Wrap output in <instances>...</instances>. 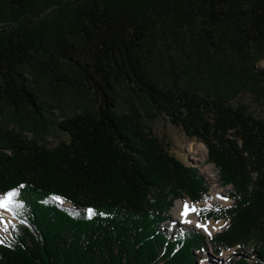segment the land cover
I'll return each mask as SVG.
<instances>
[{
  "label": "trees",
  "instance_id": "trees-1",
  "mask_svg": "<svg viewBox=\"0 0 264 264\" xmlns=\"http://www.w3.org/2000/svg\"><path fill=\"white\" fill-rule=\"evenodd\" d=\"M260 57L264 0H0V115L69 137L49 147L0 123V193L20 205L0 264H194L209 244L264 241V119L231 103L249 78L264 83ZM79 92L92 104L50 117ZM150 111L203 142L232 185V206L196 211L229 220L222 231L158 229L177 199L213 197L152 134Z\"/></svg>",
  "mask_w": 264,
  "mask_h": 264
},
{
  "label": "rangeland",
  "instance_id": "rangeland-1",
  "mask_svg": "<svg viewBox=\"0 0 264 264\" xmlns=\"http://www.w3.org/2000/svg\"><path fill=\"white\" fill-rule=\"evenodd\" d=\"M37 20H34L32 24H36ZM8 24L5 26L6 29L10 28V25L13 23L7 21ZM30 29V28H28ZM255 70L264 68V57H260L256 63L254 64ZM123 96V91L120 92V98ZM231 103L233 106L238 107L242 106L246 109V111L252 114L256 118L264 119V83L260 81L259 78L251 77L248 79L245 86H243L240 91L231 97ZM93 99L88 96L85 92H79L78 94H70L65 100L61 102H56L53 104L54 109L52 115L50 116L52 119H62L66 116H71L77 112H79L82 106L86 105L87 103L92 104ZM46 121L42 124L37 122L35 118L29 112H24L23 117L17 120H12L9 114V106L3 110L0 115V123L2 124H13L14 127L20 131L21 129L24 131L23 135L28 137V139L37 138L41 140V143L49 146L54 147L56 146L61 140L69 141V137L66 132L52 126L49 122L48 118H45ZM145 124L151 129L152 134L156 136L159 141L166 147L168 152L173 155L178 160L182 161L186 165L195 167L198 172L206 179L210 194L212 195L213 199L220 205L224 207H230L232 205V200L229 198V192L232 189V185L224 186L221 183L219 177V170L215 166L213 162L209 161V153L206 145L199 141L196 138L189 137L185 131L174 124H172L168 119H166L162 115L154 114V111H150L148 114L145 115ZM31 123H35L37 129H33ZM44 125V129H39L38 126ZM191 142H198L203 144L206 149V156L207 159L204 161H199L195 159L193 153H191L188 145ZM199 157V156H198ZM211 165L213 170L210 175H207L203 171L204 165ZM213 184H216L221 189V195L216 196L213 193ZM0 196L6 198L7 195L0 193ZM190 199L183 201L182 199H177L170 211L167 213V218L164 222L159 223L158 229L164 232L167 236L172 237L175 239L178 233L188 229V228H198L196 226H185L181 225V218L178 213L180 210L179 208L182 206V203L190 202ZM193 202V201H191ZM213 200H205L203 202H194L199 206H206L208 208L212 207ZM179 204V205H178ZM181 205V206H180ZM197 207V208H198ZM1 218H6V215L0 216ZM15 217V215H14ZM13 217V218H14ZM197 217V216H196ZM179 218V219H178ZM198 219V218H197ZM17 218L15 217L12 219L10 226L0 232V242L3 238H11V234L9 232L11 225L16 222ZM200 221V220H199ZM222 222V225L213 233L219 232L225 226L226 222L224 220L215 221L211 220L209 222ZM204 222V221H202ZM206 222V223H209ZM175 224V225H174ZM205 234H211L204 232L201 228H199ZM264 249V241L253 239L246 243L244 246L240 247L237 246L235 248L225 250L220 254L212 253L213 250H210V244L208 249L205 250H194L195 258L194 264H235V261L238 259H245L247 264H264L261 259V255L259 251ZM211 251V252H210ZM231 252V253H230ZM212 253V254H210ZM260 255V256H259Z\"/></svg>",
  "mask_w": 264,
  "mask_h": 264
},
{
  "label": "bare ground",
  "instance_id": "bare-ground-1",
  "mask_svg": "<svg viewBox=\"0 0 264 264\" xmlns=\"http://www.w3.org/2000/svg\"><path fill=\"white\" fill-rule=\"evenodd\" d=\"M188 147H189L191 153H193V155H194L193 157L195 159H197L199 161H204L207 159V157H205L207 149L203 144H200L198 142H191L188 145ZM212 170H213V168L211 165L207 164V165H204V167H203V171L207 175H210L212 173ZM212 188H213V193L216 196L223 197L221 195V189L219 188L218 185L213 184ZM3 199H5V198L0 196V200H3ZM185 205H188L189 209H191L193 207L195 209H197V207H198V204L191 202V201L188 203H186V202L182 203V206L180 205L181 207L179 208L180 210L178 211V213H179L180 218H181V222H180L181 225L196 226L198 228H201L206 233L214 232L222 225V222L212 221V222L206 223L205 221L204 222L199 221V219H197L196 214H195L196 211L195 212L189 211V214L187 216L183 215L184 210H185ZM3 215H6L7 217L6 218L0 217V232H3L4 230H6L10 226L12 219L15 218L14 213L12 211H9V210H6L5 208L0 207V216H3Z\"/></svg>",
  "mask_w": 264,
  "mask_h": 264
},
{
  "label": "snow or ice",
  "instance_id": "snow-or-ice-1",
  "mask_svg": "<svg viewBox=\"0 0 264 264\" xmlns=\"http://www.w3.org/2000/svg\"><path fill=\"white\" fill-rule=\"evenodd\" d=\"M18 195L17 192H9L7 194V197L3 200H0V207L2 208H5L6 210H9V211H12L14 207H19L20 205H16L14 204V200H15V197ZM56 199H59V198H56ZM62 203V201H61ZM189 211H197V209H195L194 207L189 209L188 205H185V210H184V213L183 215L187 216L189 214ZM94 211L89 209L88 210V216L91 217L92 215H94Z\"/></svg>",
  "mask_w": 264,
  "mask_h": 264
},
{
  "label": "water",
  "instance_id": "water-1",
  "mask_svg": "<svg viewBox=\"0 0 264 264\" xmlns=\"http://www.w3.org/2000/svg\"><path fill=\"white\" fill-rule=\"evenodd\" d=\"M211 252V251H210ZM213 253V252H212ZM212 253H210V254H212Z\"/></svg>",
  "mask_w": 264,
  "mask_h": 264
}]
</instances>
